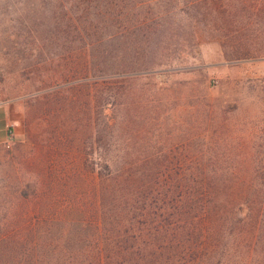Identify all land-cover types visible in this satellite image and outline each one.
<instances>
[{
    "label": "rangeland",
    "instance_id": "1",
    "mask_svg": "<svg viewBox=\"0 0 264 264\" xmlns=\"http://www.w3.org/2000/svg\"><path fill=\"white\" fill-rule=\"evenodd\" d=\"M2 111L0 232L68 154L264 176V0H0Z\"/></svg>",
    "mask_w": 264,
    "mask_h": 264
},
{
    "label": "trees",
    "instance_id": "2",
    "mask_svg": "<svg viewBox=\"0 0 264 264\" xmlns=\"http://www.w3.org/2000/svg\"><path fill=\"white\" fill-rule=\"evenodd\" d=\"M68 155L70 169L44 166L18 191L0 264H264V179L250 180L264 176L229 170L215 181L217 171L168 175L105 149ZM85 171L97 174L91 190Z\"/></svg>",
    "mask_w": 264,
    "mask_h": 264
},
{
    "label": "crops",
    "instance_id": "3",
    "mask_svg": "<svg viewBox=\"0 0 264 264\" xmlns=\"http://www.w3.org/2000/svg\"><path fill=\"white\" fill-rule=\"evenodd\" d=\"M5 126V112L2 111L0 112V137L4 136Z\"/></svg>",
    "mask_w": 264,
    "mask_h": 264
}]
</instances>
